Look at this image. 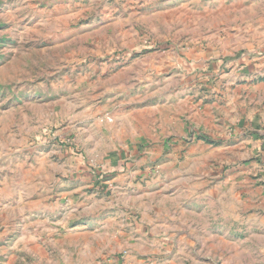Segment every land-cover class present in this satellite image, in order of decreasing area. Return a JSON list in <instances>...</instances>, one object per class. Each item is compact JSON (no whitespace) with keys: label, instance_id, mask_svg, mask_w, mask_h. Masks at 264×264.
<instances>
[{"label":"rangeland","instance_id":"rangeland-1","mask_svg":"<svg viewBox=\"0 0 264 264\" xmlns=\"http://www.w3.org/2000/svg\"><path fill=\"white\" fill-rule=\"evenodd\" d=\"M261 186L264 0H0V264H264Z\"/></svg>","mask_w":264,"mask_h":264},{"label":"crops","instance_id":"crops-1","mask_svg":"<svg viewBox=\"0 0 264 264\" xmlns=\"http://www.w3.org/2000/svg\"><path fill=\"white\" fill-rule=\"evenodd\" d=\"M217 108H215L216 109L215 115L212 114L215 109H211L210 110L208 108L209 111L208 112L206 111L205 113H202L203 117L198 118L199 120H201V122H203V123H200L201 125H204L202 127V129L203 130H205V129L212 130V132L214 134H215V132H218V130L219 131H223L224 130L223 127L225 128L228 125L227 114L225 116L224 113L219 111ZM220 108L223 109L222 107H220ZM198 119H196V121ZM212 120H215V122H213ZM189 121H190L189 119H186V120H183V121H181V120L178 121L176 133L178 134L179 137L187 136V134H188V130L187 129L192 125V120L190 122ZM176 133H174V134H176ZM225 136L227 137V135H225ZM202 137H206V136H202ZM257 194L258 195L261 194V200H262L261 203L264 204V187L263 186H261V192H260V189H259Z\"/></svg>","mask_w":264,"mask_h":264}]
</instances>
